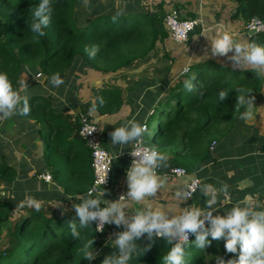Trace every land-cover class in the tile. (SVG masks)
<instances>
[{"label":"trees","instance_id":"1","mask_svg":"<svg viewBox=\"0 0 264 264\" xmlns=\"http://www.w3.org/2000/svg\"><path fill=\"white\" fill-rule=\"evenodd\" d=\"M230 1L237 4L235 19L245 23L253 19L264 23V0ZM39 3L40 0H0V72L7 73L17 91L23 74H40L51 80L54 74H59L60 78L71 74L77 65L104 74L117 72L146 59L168 37L163 26L164 16L160 13L116 15L104 9L101 11L91 3L94 16L80 18L76 11L77 0H50V23L43 29L46 35L39 37L30 30L33 12ZM250 40L264 46V33L255 34ZM86 47L89 51H85ZM93 50L95 54L90 56L89 52ZM190 70L169 90L159 109L165 120L160 117L152 140L146 135L144 141L163 154H172L174 166L185 169L188 174L208 162L210 145L226 137L244 111L245 105L237 102L239 96L251 97L260 80V74L255 70L238 71L215 64ZM189 80L194 86L191 92L184 86ZM221 91L227 92L224 100L219 99ZM101 94L108 98L102 103L97 102L98 111L116 113L122 105L119 92L104 90ZM37 101L41 104H36ZM28 103L30 111L23 116L49 121L53 126L51 131L54 129L56 133L66 125L65 119L56 121L54 115L48 120L44 118L46 112L50 116L53 114L45 98L33 95L28 98ZM74 144L84 147L88 154V159L83 155L84 161L75 171L80 177L79 182L86 183L81 189L74 190L77 194H86L93 180L90 152L78 133ZM15 179L16 171L0 162L3 190H8ZM73 202L79 203L80 200ZM15 204L10 197L0 199V244L1 241L5 243V247L0 248V264H102L106 256L119 255L114 242L104 245L107 233H97L92 223L81 228L76 215L47 217L27 210L22 217L12 221L13 211L19 208ZM70 221L76 223L79 239L73 238L68 227ZM3 229L6 235L1 238ZM207 239L209 244L201 249L195 245V236L192 235L191 241L185 245L184 264H216L217 257L225 261L233 258V254H226L223 239ZM91 240L94 242L89 250L98 254L96 259L88 261L81 250ZM134 243L135 251L127 264H164L163 257L172 247L160 238L153 241L138 239Z\"/></svg>","mask_w":264,"mask_h":264},{"label":"crops","instance_id":"2","mask_svg":"<svg viewBox=\"0 0 264 264\" xmlns=\"http://www.w3.org/2000/svg\"><path fill=\"white\" fill-rule=\"evenodd\" d=\"M91 2L95 8V4L98 3V9L116 15L150 12L165 16L175 12L181 19L197 18L202 25L190 34L186 43L176 44L167 37L146 59L134 62L117 72L104 74L80 66L71 72V75L75 76L72 80H66L68 75L61 78L64 83L74 82V90H69L71 85H63L64 83L54 87L51 80L42 76L37 78V74L35 76L23 74L18 87L21 96L27 95L29 98L36 95L45 98L53 114L50 116L46 112L44 118L48 120L54 115L53 119L56 121L65 119L66 125L56 133L54 129L51 131L53 126L51 127L52 123L49 121H37L21 114L0 119V162H5L16 171V179L8 190H3L5 188L0 183L2 190L0 193L5 198L10 197L16 203V207H19L13 214L22 217L27 210L36 211L26 202V197L32 196L41 204L40 210L36 212L47 217L75 215L72 209L73 201H79L80 197L85 195L74 192L86 183L79 182L80 177L76 176L75 171L82 165L84 157L88 159L87 150L74 144L78 117L84 112H90L94 121L98 123L104 146L113 157L112 183L106 195L101 197L102 199L98 198L101 207L109 206L110 202L123 203L127 205L125 216L129 220L137 211H143L146 204L164 208L169 206L205 208L207 197L201 192L186 201H181L176 196L178 190L181 192L186 190L190 180L197 179L200 183L212 184L217 189L222 184L229 186L228 197L217 193L218 202L214 208L218 211L213 215H224L238 202L241 206L264 210V75H260L259 85L251 95L254 97L251 119L239 118L230 133L215 142L208 162L192 174L181 178L168 176L169 170L177 166H174L172 154L166 152V166H161V171L157 175L162 181V187L155 196L147 197L145 203H137L126 197L128 191L126 171L130 166L128 155L133 142L121 149L120 145H111L109 136L115 127L124 126L128 121L135 120L147 125L148 131L143 136L144 141L146 137L152 140L158 127L156 124V130L149 135L150 120L159 113L169 90L178 80H183L190 69L215 64L238 71L254 70L248 65L233 68L232 62L226 57H213L210 41L206 38L207 34H214L219 29L237 41L251 42L252 36L245 31L246 23L233 17L237 4L230 0H139L141 6L138 7L136 0ZM232 55V52L228 53L229 57ZM184 68H188L189 72L181 76ZM21 81H26V84L30 81L27 84L29 89L38 86L40 90L35 88V91L25 93L21 91ZM100 88L103 89L98 92ZM104 90H116L121 96L122 105L114 114H102L96 108L98 101L108 98L102 96L101 92ZM36 104L40 105L41 102L37 101ZM246 108L247 105L243 112ZM159 114L163 115L161 112ZM39 174H48L52 179L45 182L36 177ZM120 196L125 197L120 201ZM1 200L6 199L1 197ZM22 201L24 206L20 207ZM125 230L123 225L116 226L114 233L106 234L104 245H112L113 239L116 238L115 234ZM146 236L147 234H144L140 239H146Z\"/></svg>","mask_w":264,"mask_h":264},{"label":"clouds","instance_id":"3","mask_svg":"<svg viewBox=\"0 0 264 264\" xmlns=\"http://www.w3.org/2000/svg\"><path fill=\"white\" fill-rule=\"evenodd\" d=\"M84 3L87 6L88 0H84ZM51 13L50 0H40L33 12L30 30L39 37L45 36L43 29L48 27ZM115 19L113 17L114 22ZM206 38L210 41L213 57H226L232 62L233 68L248 65L258 74L264 75V46L255 42L237 41L219 29L214 34H207ZM85 51H89L87 47ZM230 52L233 53L231 57L228 56ZM94 54L95 50L89 52L90 56ZM50 82L54 87L64 83L59 74H54ZM184 86L189 92L194 90L191 80ZM20 87L21 91L26 92L28 88L26 81H21ZM218 96L220 100H224L227 92L221 91ZM253 101L254 97L246 99L244 95L239 96L238 104L247 105L240 119H251ZM29 111L27 95L21 96L20 91L13 89L7 73L0 72V119H8L15 114L27 115ZM147 131L146 124L142 125L138 121L131 120L124 126L115 127L114 131L109 133L113 146L120 145L122 149L124 145L131 142L137 145L136 150L129 153L135 159L131 161L126 171L128 189L126 197L137 203H145L147 197L155 196L162 187V181L156 175V169L166 166L167 161L166 155L155 147L142 146L143 136ZM122 154L121 150L120 155ZM218 192L228 197L229 186L222 184L217 189L212 184H205L201 189V194L207 197L205 208H180L179 206L164 208L146 204L145 209L137 211L130 220L125 216L127 205L116 201L110 202L107 207H101L99 199L92 198L91 193L81 196L80 202L73 204L72 209L79 218L81 228L88 227L92 222H98L97 230L100 232L105 224H115L117 227L123 225L126 228L125 231L116 233L113 241L119 250V255L106 256L102 264H127L135 251L134 242L144 234H147L148 241L160 238L172 245L167 255L163 257L164 264H184L185 245L189 242L190 235L195 236L194 243L201 249L209 244L208 237L212 240L225 241V252L233 254V258L225 261L217 257L216 264H264V210L241 206L238 202L224 215H213L215 211H218L214 208L218 202ZM176 196L181 201H186L190 198V193L178 190ZM26 202L36 211L40 210L41 204L34 197H26ZM23 206L24 201L20 204V207ZM68 227L71 229L73 238L79 239L80 233L77 231L76 223L70 221ZM93 242V240L89 241L81 250L84 259L88 261L96 259L98 254L89 250Z\"/></svg>","mask_w":264,"mask_h":264},{"label":"built area","instance_id":"4","mask_svg":"<svg viewBox=\"0 0 264 264\" xmlns=\"http://www.w3.org/2000/svg\"><path fill=\"white\" fill-rule=\"evenodd\" d=\"M201 25L202 23L199 19H181L175 12L168 13L163 17L164 29L168 34L169 39L176 44L186 43L189 39L190 33L193 30H196V28ZM245 31L247 33L254 31L256 34L264 33V23L259 20L253 19L246 23ZM188 70V68H184L180 75L182 76L188 73ZM36 77L40 78L41 75L37 74ZM77 133L78 137L83 141V143L89 150L91 157L93 180L87 193H91L92 198H101L106 195L107 189H109L112 183L113 157L109 154L108 150L104 146L99 125L96 121H94L90 112H84L78 117ZM142 146H147L144 143V138ZM214 147L215 142L210 145L209 150H214ZM136 148L137 145L135 144V142H133L132 148L129 153L135 151ZM128 156L131 164V161L135 159V157L130 154ZM159 171H161V167L156 169V175H158ZM187 174L188 173L185 171V169L181 167H173L169 170L168 176L172 178H181L186 176ZM36 177L45 182H50L52 179L48 174H39L36 175ZM199 185L200 181L197 179H192L188 182L185 191H188L190 193V198L187 200H191L194 197V195L199 190ZM121 197L123 196L119 197L120 201L124 199ZM97 223L98 222H92L97 233H114L116 228L115 224H105L103 226V230L100 232L97 230ZM191 239L192 235L189 236V242L191 241Z\"/></svg>","mask_w":264,"mask_h":264},{"label":"rangeland","instance_id":"5","mask_svg":"<svg viewBox=\"0 0 264 264\" xmlns=\"http://www.w3.org/2000/svg\"><path fill=\"white\" fill-rule=\"evenodd\" d=\"M106 1V0H105ZM136 2H137V6L138 7H140L141 6V4H140V2H139V0H136ZM77 8H76V11H77V14L78 15H80V18H85V15L87 16V17H89V18H92L93 16H94V12L93 11H91V9H90V3H92L91 2V0H88V4H87V6L85 5V3H84V0H77ZM96 5V7L99 5L98 3H96L95 4ZM80 66L79 65H77L76 66V69H78ZM77 72V74H79V75H82V74H80L78 71H76ZM99 72V71H98ZM75 76L74 75H69L68 74V76H67V78H66V80H68V81H70V80H72V78H74ZM82 78H83V76H81ZM84 77H86V76H84ZM31 82L33 81V80H30ZM29 81V82H30ZM28 82V83H29ZM27 83V84H28ZM74 82H70V83H64L63 85H71V87H69V90L71 89V90H74ZM39 89L40 90V88L38 87V86H36V87H34V88H27V91L25 92V93H30L31 91H33L34 89ZM101 89H103V88H100L99 90H98V92L101 90ZM35 91V90H34ZM171 110L172 111H174V107H172L171 108ZM158 117H161V119L162 120H165V117L162 115V114H157L152 120H150V122H149V135H151V133L153 132V131H155L156 130V124H157V119H158ZM155 129V130H154ZM147 134V135H148ZM1 197L2 198H4V199H8L7 197L5 198V197H3V196H1V193H0V199H1ZM96 199H98V198H96ZM102 199V198H101ZM20 217H18L16 214H13L12 215V217H11V220L12 221H14V220H16V219H19ZM5 235H6V230L5 229H3V233H2V236H1V238H4L5 237ZM3 247H5V243H4V241H1V244H0V248H3Z\"/></svg>","mask_w":264,"mask_h":264},{"label":"water","instance_id":"6","mask_svg":"<svg viewBox=\"0 0 264 264\" xmlns=\"http://www.w3.org/2000/svg\"><path fill=\"white\" fill-rule=\"evenodd\" d=\"M195 32V30H193L190 34H192V33H194ZM256 33L254 32V31H251V32H248V35L249 36H254ZM114 173V169H112V174ZM205 184H207V183H200V185H199V189H202L203 188V186L205 185Z\"/></svg>","mask_w":264,"mask_h":264}]
</instances>
